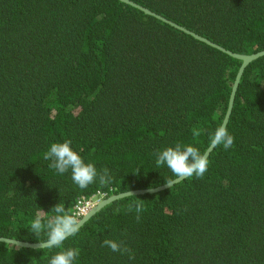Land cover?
Listing matches in <instances>:
<instances>
[{
  "label": "trees",
  "instance_id": "trees-1",
  "mask_svg": "<svg viewBox=\"0 0 264 264\" xmlns=\"http://www.w3.org/2000/svg\"><path fill=\"white\" fill-rule=\"evenodd\" d=\"M132 1L234 53L264 50V0ZM240 64L119 0H0V236L41 242L30 222L58 202L73 210L176 178L154 153L205 152ZM226 127L233 146L212 149L202 179L91 216L63 242L79 249L73 264H264V56L244 69ZM65 140L98 175L108 168L110 184L81 189L71 170L50 168L44 153ZM137 200L139 220L128 209ZM59 250L0 241V264H48Z\"/></svg>",
  "mask_w": 264,
  "mask_h": 264
},
{
  "label": "clouds",
  "instance_id": "clouds-1",
  "mask_svg": "<svg viewBox=\"0 0 264 264\" xmlns=\"http://www.w3.org/2000/svg\"><path fill=\"white\" fill-rule=\"evenodd\" d=\"M202 129L193 128V139L198 138ZM234 137L229 133L227 127L223 124L218 125L214 131L209 134V146H223L225 150L233 146ZM71 141L53 142L44 153V159L51 161L49 167L63 174L71 170L73 182L81 189L87 188L90 184L99 179L101 187L110 184L112 177L108 168H104L98 175L97 169L92 163H86L82 157L72 149ZM157 167L167 166L176 178L186 179L193 176L203 178L209 167L208 155L202 153L192 144L182 145L176 143L175 146H167L157 150L154 153ZM139 170V169H138ZM138 170L136 172H138ZM169 188L171 180H166ZM135 208L136 219H140V213L144 210L142 200H137L134 204L128 205L131 211ZM52 210L54 215H48L42 210L38 212L30 222V228L34 235L41 233L46 235V239L41 241V248L60 249L50 256L48 264H73L79 255V249L69 247L64 249L63 242L71 236H75L81 227L79 209L66 210L64 204L56 203ZM102 246L110 248L113 252L127 254L129 259H134L132 249L123 245V242H117L111 239L102 241Z\"/></svg>",
  "mask_w": 264,
  "mask_h": 264
},
{
  "label": "water",
  "instance_id": "water-1",
  "mask_svg": "<svg viewBox=\"0 0 264 264\" xmlns=\"http://www.w3.org/2000/svg\"><path fill=\"white\" fill-rule=\"evenodd\" d=\"M125 4H128L142 12H144L145 14L147 15H150V16H153L159 20H161L162 22L164 23H167L169 24L170 26L178 29V30H181L182 32L192 36L193 38H195L196 40H199L201 42H204L214 48H217L225 53H227L228 55L238 59L241 61V64L238 68V71L235 75V78H234V82H233V85L231 87V92H230V95H229V99H228V105H227V109H226V112H225V115H224V118L222 120V123L223 125L226 126L227 124V121H228V118H229V115L231 113V110H232V105H233V101H234V97H235V92L237 90V86H238V83H239V80L243 74V71L244 69L246 68V66L248 64H250L252 61L264 56V50H261V51H258V52H255V53H252V54H239V53H234L230 50H227L225 49L224 47L210 41L209 39L199 35V34H196L195 32L185 28L184 26H180L178 25L177 23L151 11L150 9L144 7V6H141L139 5L138 3L132 1V0H119ZM214 147H211V146H208L207 149L205 150L204 153H206L207 155L210 154V152L212 151ZM181 180L183 179H180V178H174L172 179V183L170 185L173 186L174 184L180 182ZM169 188L168 184L165 183V184H162V185H159V186H156V187H153V188H146V189H134V190H129V191H125V192H121V193H118V194H113V195H110L104 199H101L99 200L83 217L80 218V223H81V226L91 217L93 216L96 212H98L101 208H103L104 206L108 205L109 203H112L118 199H121V198H124V197H127V196H134V195H143V194H146V193H156V192H160V191H163L165 189ZM0 241L2 242H6V243H9V244H13V245H16V246H19V247H26V248H33V249H36V248H41L40 245H41V242H26V241H21V240H17V239H12V238H6V237H1L0 236Z\"/></svg>",
  "mask_w": 264,
  "mask_h": 264
},
{
  "label": "built area",
  "instance_id": "built-area-1",
  "mask_svg": "<svg viewBox=\"0 0 264 264\" xmlns=\"http://www.w3.org/2000/svg\"><path fill=\"white\" fill-rule=\"evenodd\" d=\"M103 195L97 194L91 199L81 198L77 201L74 209L78 208L80 212V218L83 217L99 200H101Z\"/></svg>",
  "mask_w": 264,
  "mask_h": 264
}]
</instances>
